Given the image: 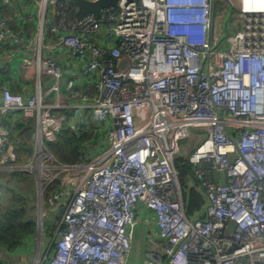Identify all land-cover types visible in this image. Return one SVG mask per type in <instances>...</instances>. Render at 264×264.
<instances>
[{"label":"built area","instance_id":"2783aa9c","mask_svg":"<svg viewBox=\"0 0 264 264\" xmlns=\"http://www.w3.org/2000/svg\"><path fill=\"white\" fill-rule=\"evenodd\" d=\"M21 1L9 17L16 0H0V67L35 89L0 83V180L27 172L43 217L61 206L35 264H129L141 214L155 219V247L133 264H264V0H118L80 17L68 0ZM33 8L31 32L16 29ZM17 112L35 122L26 160L7 123ZM92 124L104 145L60 160L50 143ZM181 156L203 197L193 215Z\"/></svg>","mask_w":264,"mask_h":264},{"label":"trees","instance_id":"16d2710c","mask_svg":"<svg viewBox=\"0 0 264 264\" xmlns=\"http://www.w3.org/2000/svg\"><path fill=\"white\" fill-rule=\"evenodd\" d=\"M5 77L6 74L3 73L0 67V78L6 79ZM8 86L13 92H18L10 84ZM13 116H10L7 120L9 127L11 122L16 121ZM20 119H23L22 116ZM17 120L19 119L17 118ZM24 125L26 124L23 120L17 121L15 127L13 126V134L21 135L30 128L31 122L28 121L26 128H24ZM103 136L101 129L94 124L81 135H78L72 129L65 128L60 132L57 139L50 143V147L57 153L60 160L73 163L79 161L83 156V152L87 147L84 146L85 144H90L94 148L102 144V147L104 145ZM183 146L185 147V144ZM176 165L180 167L182 183L186 187L188 179L195 178L194 167L183 156L177 158ZM26 177L24 172H11L10 177L6 179V184L3 185L4 188H2L7 192L4 193L5 195H0V264H12V255L26 243L30 236L36 233V222L31 214L30 201L12 184L13 179ZM185 194L186 211L189 215H193L202 206V194L194 187H186Z\"/></svg>","mask_w":264,"mask_h":264},{"label":"rangeland","instance_id":"374dc122","mask_svg":"<svg viewBox=\"0 0 264 264\" xmlns=\"http://www.w3.org/2000/svg\"><path fill=\"white\" fill-rule=\"evenodd\" d=\"M201 137L202 135L200 133L194 132L187 139L182 140L181 143L185 144L186 147L185 151L186 152L193 151L194 148L200 142ZM103 139L104 136L102 137V140ZM20 158L24 160L27 159V158H22L21 154H20ZM24 173L27 176L26 178L13 179L12 184L16 186V189L18 191H21L24 194V196H26L30 201L31 214L36 222V233L27 239L26 244L23 246V249L22 251H20L18 256L13 255L14 260H11L12 264H35L39 252L41 250L42 240L47 239L50 235L54 233L57 224L60 221V216H56L52 214H48V215L45 214L43 217L42 213L44 212V210L40 208V206L38 205V198H37L38 187L36 186V183L34 182V179L31 176V174L27 172ZM4 181L6 182V179ZM5 192L7 191L2 188L0 189V193L2 195H5L6 194ZM40 217L41 220L43 219V221L45 222L44 230L42 229L41 226ZM44 235L47 236H45L44 238ZM153 246H154L153 242L149 241V239L147 238L144 225L140 221L136 227V233H135V238L133 240V247H132L129 264H133L135 262H142V260L146 256H150L151 251L153 250Z\"/></svg>","mask_w":264,"mask_h":264},{"label":"crops","instance_id":"0c3cea01","mask_svg":"<svg viewBox=\"0 0 264 264\" xmlns=\"http://www.w3.org/2000/svg\"><path fill=\"white\" fill-rule=\"evenodd\" d=\"M16 6H19L20 9H23V11H24V7H23L22 1L21 0H19V1L16 0V2L14 4H11L7 8V10H6L7 16L12 17L13 12H15V10H16ZM33 10L35 11V14H33L31 17L28 15V10H27L25 12V14L22 13V16L19 18V20L17 22H15V20L12 19L14 27L16 29L22 30L25 33L31 32V30L34 28L36 20H37V12H36V10L34 8H33ZM55 51L58 52V51H62V50H57L56 49ZM69 59H70V62H71V66L75 70L74 76H75L76 80H78L79 79V67L81 65H80V63L76 62L73 58L70 57ZM16 63H18V61L15 58L13 66H16ZM5 78L6 79H4V80L2 78H0V83L2 84V81H4L5 85L10 84L11 87L15 88L16 90H18L19 93H29V94H31V93L34 92V89H35L34 88V86H35L34 78L32 76H28L24 72H23V74L20 75V72H18V69L16 67H14L13 70H10V72L7 74V76ZM78 82H79V80H78ZM73 89H76L78 91L87 90L89 92V95L91 96V98H93L94 95L97 94L96 88H80V84H78L76 86V88H73ZM61 92H62V95H63L62 99H63L64 102H66V103L78 102L77 99H74V98L70 99V97L68 95V93H70V90L68 88H66V86L64 84L62 85ZM78 100L80 101L79 97H78ZM21 116H22L23 119H20ZM17 118L19 120H23L24 121V124H26V125H24V128L27 127L28 121L31 122L30 128L25 130L21 135H14L13 131H12L13 130V126L15 127L16 122L19 121V120H17ZM14 119H16V121L11 122V124H10L11 134H12L13 138H15L16 140H19V144H20V147H19V152L20 153L19 154H21L22 158H27L28 159L29 157H31V155L33 153V149H34L33 141H32V133H33V131L35 129V122H34L33 119L25 118L22 115V113H20V112H17L16 114H14ZM84 146H86V144ZM95 149H100V147L98 148V146H97V148H95ZM1 188H4L2 184L0 185V189ZM52 215H54V212H53ZM140 221L144 225L145 233L147 234V238L149 239V241H152V242L154 241L153 244L155 245L156 238L154 237V234H152L155 219L153 218V216H151L150 218H147L144 214H141L140 217H139L138 223ZM23 246H21L17 250V252L14 253L13 255L18 256L20 251H22ZM154 247L155 246H153V249H154ZM13 255H12V257H13ZM12 260H14V257H13Z\"/></svg>","mask_w":264,"mask_h":264},{"label":"water","instance_id":"95a60500","mask_svg":"<svg viewBox=\"0 0 264 264\" xmlns=\"http://www.w3.org/2000/svg\"><path fill=\"white\" fill-rule=\"evenodd\" d=\"M76 7V15L78 17L83 16L87 13H93L96 16L101 15V10L107 6H113L117 3L118 0H68ZM205 166L204 162H199L196 164V167L203 168ZM213 179L217 181L219 179L218 172H212ZM5 185L6 182H0V185ZM61 211V206L54 212V215L59 216Z\"/></svg>","mask_w":264,"mask_h":264}]
</instances>
